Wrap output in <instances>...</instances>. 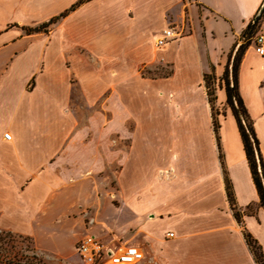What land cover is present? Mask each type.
<instances>
[{
  "label": "crops",
  "instance_id": "obj_1",
  "mask_svg": "<svg viewBox=\"0 0 264 264\" xmlns=\"http://www.w3.org/2000/svg\"><path fill=\"white\" fill-rule=\"evenodd\" d=\"M78 1L0 0V228L31 237L39 251L67 253L60 237L102 206L107 230L86 235L112 251L135 247L155 264H256L246 232L264 264V210L239 224L226 196L225 178L241 212L259 201L222 81L263 0H86L47 32H25ZM168 26L181 37L156 49ZM155 56L170 73L142 77ZM237 85L264 162V59L252 40ZM104 91L106 119L73 114L72 93L94 108ZM116 165L117 184L102 182Z\"/></svg>",
  "mask_w": 264,
  "mask_h": 264
},
{
  "label": "trees",
  "instance_id": "obj_2",
  "mask_svg": "<svg viewBox=\"0 0 264 264\" xmlns=\"http://www.w3.org/2000/svg\"><path fill=\"white\" fill-rule=\"evenodd\" d=\"M85 1L86 0H79L69 10L61 13L56 17H53L48 22L42 23L35 28H26L25 32L28 34L47 32L52 25L58 23L61 19L65 18L71 11H73ZM263 14L264 10L260 14V16H258L255 20L252 19V21L244 30L241 36V43L235 47V49L231 52L229 56L228 64L222 78L226 93V102L237 123L238 131L243 144L244 153L259 199L258 204L256 206L249 205L245 208L243 212H241V210H239V208L236 206L230 182L227 178H225V190L227 200L229 202L231 211L233 212V216L239 224H241L242 222L243 215H255L257 208H262L264 210V162L259 150V142L254 132L253 122L250 119L246 108L244 107L243 101L238 92L237 85V70L241 55L245 51V49L250 45V42L253 37L257 34V30L260 26ZM204 81L207 89L208 100L212 108L213 127L216 132L218 126L215 118L217 112H215L214 110V77L207 75L204 77ZM243 235L245 242L253 255L255 263L263 264L261 249L257 242L246 232H244Z\"/></svg>",
  "mask_w": 264,
  "mask_h": 264
},
{
  "label": "rangeland",
  "instance_id": "obj_3",
  "mask_svg": "<svg viewBox=\"0 0 264 264\" xmlns=\"http://www.w3.org/2000/svg\"><path fill=\"white\" fill-rule=\"evenodd\" d=\"M154 54H158L157 51H154ZM99 71H100V78L98 79L100 86L107 87L108 79H107V64L100 63L99 65ZM171 71L170 66L163 62H159L157 59V56H155L152 60H150L148 63L142 64L139 69L138 73L142 75V77H152L156 73L162 76H167ZM97 80V79H95ZM118 82L121 80L122 84V78H117ZM72 83H75V79H72ZM109 93L107 91L100 92L99 93V104L96 105L94 108H88L82 100H79L80 94L79 93H72L73 97V105L74 108L71 109L73 114L79 116V118L82 119V117H86L92 113L93 110L100 112V117H104L105 119L108 117V111L103 107L104 102L106 103L107 97ZM122 96V95H121ZM118 97V94H117ZM98 109V110H97ZM215 112L218 113V110L214 109ZM97 115V114H96ZM98 115V116H99ZM100 131L103 132L106 129V124L101 123ZM128 128H133L132 124L128 125ZM118 132V131H117ZM116 144L117 149H120L121 151L125 147L124 141L116 140L114 142ZM119 175V167L116 165L115 167L112 166L110 169L107 168L106 171L101 172L100 174V180L102 182H105L107 185H115L117 184V178ZM102 206H100V210L97 214H92L93 216L89 218L90 215H85V220L87 224L81 225V227H74V231L77 232L79 236H74L75 232L72 235V231L69 232L70 236H63L60 237V242H62L64 251L68 249L69 251L67 253H54L49 251H39L36 249L35 244L31 237L16 234L13 232H10L8 230L0 228V264H82L74 251V244L77 242V240L81 237H83L86 234L92 233L95 234L94 231H91L89 228L91 226H96L98 230H101V228H105V226L101 223H107V217H103L100 213ZM89 224V225H88ZM61 232V231H58ZM111 236V234H110ZM98 238L101 239V236ZM109 237L107 238V240ZM151 258H145V260L141 264H155L153 261H151Z\"/></svg>",
  "mask_w": 264,
  "mask_h": 264
},
{
  "label": "built area",
  "instance_id": "obj_4",
  "mask_svg": "<svg viewBox=\"0 0 264 264\" xmlns=\"http://www.w3.org/2000/svg\"><path fill=\"white\" fill-rule=\"evenodd\" d=\"M180 37V32L174 27L168 26L155 38L154 46L156 49H160ZM252 41L255 52L264 59V36L256 34ZM3 139L11 141L12 135L4 133ZM164 175L167 176L168 172L165 171ZM76 252L84 264H141L145 260L143 253L135 247H124L120 252L112 251L92 235H85L77 242Z\"/></svg>",
  "mask_w": 264,
  "mask_h": 264
},
{
  "label": "water",
  "instance_id": "obj_5",
  "mask_svg": "<svg viewBox=\"0 0 264 264\" xmlns=\"http://www.w3.org/2000/svg\"><path fill=\"white\" fill-rule=\"evenodd\" d=\"M264 10V0L260 6V8L258 9L257 13L255 14V16L253 17V20H255L258 16H260V14L263 12Z\"/></svg>",
  "mask_w": 264,
  "mask_h": 264
}]
</instances>
